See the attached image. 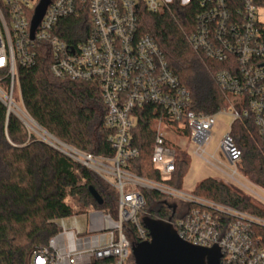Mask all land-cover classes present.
<instances>
[{
	"label": "built area",
	"instance_id": "built-area-1",
	"mask_svg": "<svg viewBox=\"0 0 264 264\" xmlns=\"http://www.w3.org/2000/svg\"><path fill=\"white\" fill-rule=\"evenodd\" d=\"M40 1L0 0V82H7L6 91L0 87V101L7 114L19 119L26 114L18 68L34 66L40 45L50 51V72L55 78L97 85L106 108L103 126L111 132L108 143L113 156H95L73 148L66 153L112 188L117 199L115 215L89 212L83 231L68 228L65 219L57 220L60 232L47 244L33 248L29 264H135L133 247L150 240L139 218L146 204L144 191L166 195L177 218L165 222L192 246L218 248L220 264H264V249L251 231L254 225L264 228V220L193 193L185 195L182 189L145 179L127 168L139 157L132 146L131 130L137 111L146 106L161 112L154 119L151 163L163 180L174 173L177 150H183L167 139L161 130L163 124L181 131L187 127L195 155L203 158L205 154L216 114L190 110L189 91L169 68L156 41L139 31L141 11L156 14L175 5L186 7L193 0H49L31 36V22ZM195 2L202 11L195 18L189 43L209 59L227 63V69L218 72L215 80L223 92L236 99L228 106H233L230 111L227 108L218 113L229 111L232 124L251 119L264 145V24L258 14L264 3L257 7L250 0H241L239 5L235 0ZM62 38L79 40L67 42ZM15 86L20 106L13 100ZM231 126L219 143L231 167L230 173L222 174L264 203L237 182L242 153L230 133ZM179 201L185 203L181 213ZM71 218L77 222V216ZM124 225L132 228L127 230L130 237L123 231Z\"/></svg>",
	"mask_w": 264,
	"mask_h": 264
},
{
	"label": "trees",
	"instance_id": "trees-1",
	"mask_svg": "<svg viewBox=\"0 0 264 264\" xmlns=\"http://www.w3.org/2000/svg\"><path fill=\"white\" fill-rule=\"evenodd\" d=\"M235 1L238 5L241 2ZM250 1L257 7L264 3V0ZM201 11L195 0L186 7L175 5L156 14L141 11L139 31L156 41L169 68L189 91L190 110L215 115L227 109V100L232 98L215 80L216 74L226 70L228 65L209 59L191 47L188 38ZM72 24L77 26V22ZM261 32L264 38V25ZM37 53L34 66L18 68L26 114L65 146L95 156H113L108 143L111 132L103 126L106 108L99 87L55 78L50 72L52 59L48 47L38 46ZM136 114L131 142L139 157L128 164V170L145 179L182 189L190 157L184 150H177L174 173L163 180L151 163L154 119L161 116V112L146 106ZM164 121L176 125L167 119ZM230 133L242 153L237 166L239 175L264 190V145L258 129L251 119H242L232 124ZM181 135L189 138V129L186 127ZM89 187L99 194L101 205L91 197ZM192 193L264 220V205L221 179H203ZM143 196L146 204L139 213L141 221L150 218L165 222L177 218L174 205L166 195L144 191ZM116 199L112 188L89 169L31 133L19 118L7 114L0 101V264H29L33 248L47 244L60 232L57 220L89 211L115 215ZM128 229L132 228L124 225L125 233ZM251 231L257 245L264 249V228L254 225Z\"/></svg>",
	"mask_w": 264,
	"mask_h": 264
},
{
	"label": "rangeland",
	"instance_id": "rangeland-1",
	"mask_svg": "<svg viewBox=\"0 0 264 264\" xmlns=\"http://www.w3.org/2000/svg\"><path fill=\"white\" fill-rule=\"evenodd\" d=\"M258 14L260 16V22L264 24V8H259ZM0 87L3 90H7V82L2 81L0 82ZM13 100L17 103V105L20 106V95H19V90L18 87L15 86L14 92H13ZM235 102L236 99L232 97L231 99L227 100V105H231V103ZM233 106H230L228 110L230 111ZM229 111L227 113H217L215 115V125L213 126L211 130V136L209 143L206 147L205 154L202 156L203 158H200L199 156L195 155V150L196 147L195 145L190 142L186 136L181 135V130L178 128L174 127H168L163 124L161 130L166 133L167 139H169L173 144L178 145L183 148V150L188 154L190 157V165L188 168L187 173L183 177L182 180V190L181 192L185 195H192V192L195 188L196 183L199 181L206 179L208 177L216 178V179H221L225 182H227L229 185H232L233 187L237 188L241 192L252 196L253 198L257 199L261 203H263L261 200H259L257 197L253 196L251 193H249L247 190L243 189L240 187L237 183L233 182L232 180L227 179L222 172L224 173H230L231 167L227 163V160L222 153L219 143L222 138V136L229 130L233 119L231 118L229 114ZM23 121L25 122L24 118L22 117ZM27 123V122H25ZM25 127L34 135H36L39 139L46 141L50 140V138L41 132L37 127L34 125L28 126L27 124ZM59 142L58 140H56ZM57 142L53 143L57 145V147H60L63 151L67 152V148L64 146H61L62 143L58 144ZM68 147V146H66ZM70 148V147H68ZM206 160L209 163H206ZM237 182L241 184L242 186L246 187V189L252 191L253 193L259 195L261 198L264 199V191L260 190L257 188L252 182H250L249 179L244 178L240 176L237 173ZM264 204V203H263ZM185 209V203L179 201L178 202V213H181ZM92 212V211H89ZM85 213L83 215L77 216L79 222L85 226V224L88 221L87 215L88 213ZM179 215V214H177ZM126 235L130 237L129 233L126 232Z\"/></svg>",
	"mask_w": 264,
	"mask_h": 264
},
{
	"label": "water",
	"instance_id": "water-1",
	"mask_svg": "<svg viewBox=\"0 0 264 264\" xmlns=\"http://www.w3.org/2000/svg\"><path fill=\"white\" fill-rule=\"evenodd\" d=\"M48 4L49 0H41L36 7L31 22V36L39 25ZM20 120L26 125L23 119ZM31 122L50 138L47 142L45 141L46 143L67 155L65 151L53 143V141L57 142L56 139L48 135L33 120ZM61 146L68 149L63 144ZM88 191L94 201L101 205L102 199L96 190L89 187ZM142 224L148 231L150 240L136 244L133 247L132 255L135 264H220L221 254L218 248L206 249L192 246L181 240L176 230L169 223L161 220L145 218L142 220Z\"/></svg>",
	"mask_w": 264,
	"mask_h": 264
},
{
	"label": "crops",
	"instance_id": "crops-1",
	"mask_svg": "<svg viewBox=\"0 0 264 264\" xmlns=\"http://www.w3.org/2000/svg\"><path fill=\"white\" fill-rule=\"evenodd\" d=\"M202 181V180H201ZM200 182V181H199ZM197 184V183H196ZM77 222L75 223L74 222V220L71 218V217H69V218H65V223H66V226L68 227V228H75V227H77L78 229H80V230H85V228H84V226L79 222V220H78V218H77V220H76Z\"/></svg>",
	"mask_w": 264,
	"mask_h": 264
},
{
	"label": "bare ground",
	"instance_id": "bare-ground-1",
	"mask_svg": "<svg viewBox=\"0 0 264 264\" xmlns=\"http://www.w3.org/2000/svg\"><path fill=\"white\" fill-rule=\"evenodd\" d=\"M22 117L24 118L25 122H27L26 124L28 126H30L31 124L34 125L32 122H31V119L29 118V116L27 114H24L22 115Z\"/></svg>",
	"mask_w": 264,
	"mask_h": 264
}]
</instances>
